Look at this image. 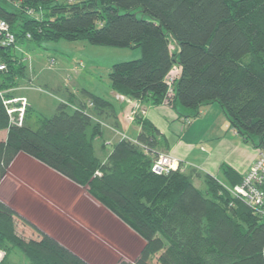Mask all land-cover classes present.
<instances>
[{
	"label": "trees",
	"instance_id": "obj_1",
	"mask_svg": "<svg viewBox=\"0 0 264 264\" xmlns=\"http://www.w3.org/2000/svg\"><path fill=\"white\" fill-rule=\"evenodd\" d=\"M137 9L148 18L138 17ZM0 18L15 42L139 47V57L113 63L107 76L117 93L153 105L164 101V79L179 65L169 105L196 116L202 105L216 102L242 140L264 152V0H0ZM8 49L0 46L8 67L0 87L14 86L24 68ZM85 96L71 109L70 99L59 101L35 127L26 119L11 123L0 100V130L7 129L0 139V182L21 152L85 188L143 241L133 260L113 264H152L156 253V264H264V220L231 192L242 174L226 163L220 166L225 183L207 172L152 171L169 144L139 116L136 140L121 138L100 160L93 139L113 107L97 94ZM16 218L39 237L17 233ZM16 249L27 264H90L0 198V264H17L9 261Z\"/></svg>",
	"mask_w": 264,
	"mask_h": 264
},
{
	"label": "rangeland",
	"instance_id": "obj_2",
	"mask_svg": "<svg viewBox=\"0 0 264 264\" xmlns=\"http://www.w3.org/2000/svg\"><path fill=\"white\" fill-rule=\"evenodd\" d=\"M136 14L138 17L148 18L138 9ZM27 44L30 45V49L26 53L27 56H30L29 60L35 63V59L38 58L40 61L37 69L47 63L48 57L54 56L57 59L53 68H44L42 75H38L36 78H27L29 79L28 82L24 78L16 81L22 84L24 90L21 93L31 104L28 123L32 127L37 126L39 116H50L54 112V108L60 100L57 101L54 94L56 91L64 93L63 88L58 89L59 87H57L58 84L61 86L63 79L69 77L71 88L79 82L77 78L79 76H76L75 73L83 69L82 76L86 78L87 84L91 83L98 92L102 93L109 89L107 76L109 66L115 62L134 59L135 57H129L132 54L133 56L136 55L135 53L140 54L139 47L96 45L85 40L69 41L61 39L39 45L33 41H28L23 45ZM174 48L175 44L174 46L171 44L170 49ZM60 57H67L66 59L70 61L71 65L78 66V70H73L75 66L73 69V66L69 68L68 71L61 68ZM89 62L99 64V67L94 69L93 64ZM57 66L59 69H64V71L58 73ZM28 73L30 74V72ZM174 73L173 69L171 76ZM5 74L0 75V81L3 80ZM53 77L54 79H52ZM44 79H47L49 83L52 82L50 84L55 85L57 88L53 90L45 85ZM183 109L180 107L174 109V111L177 110L181 113ZM225 130L226 128H223V131ZM229 135L233 136L231 132ZM243 144L246 145L248 150L254 149L250 141ZM195 145L196 151L199 153L200 146L205 149L210 147V141L202 140ZM38 178L44 179L43 181H46L48 188L53 190L47 189L46 191L43 188V191L42 187L30 189L28 186L23 185V180L31 182L33 179ZM57 178L58 176L52 174L42 165L24 156L18 157L0 183V198L37 226L46 227L54 232L62 242L90 264H113L118 259L133 260L143 244L142 239L103 206L93 202L89 196L85 197L82 188L72 186L66 179L56 180ZM24 189L27 190L24 191ZM15 228L16 232L25 238L30 236L39 237L37 232L17 218L15 219ZM157 255V253L152 255L150 260L152 264H156ZM9 259L10 262L14 261L17 264H27V258L18 249L11 253Z\"/></svg>",
	"mask_w": 264,
	"mask_h": 264
},
{
	"label": "crops",
	"instance_id": "obj_3",
	"mask_svg": "<svg viewBox=\"0 0 264 264\" xmlns=\"http://www.w3.org/2000/svg\"><path fill=\"white\" fill-rule=\"evenodd\" d=\"M28 41L29 40L18 41L13 47H10L7 50L9 53H13V57L17 58L18 61L24 66L21 72L16 73L15 81H18L20 78H24V80L28 82L30 79L29 77L36 78L38 75H42L45 70L44 68L51 69L53 68L54 63L57 62V59L54 56H50L46 60L47 63L37 69V67H39L40 61L38 60V58L35 59V63L32 60L30 61V56H27L28 54H26L30 49V45H23ZM135 54V56H133L132 54L129 57L137 58L140 56V54ZM66 58L67 57H60L59 61L61 63V68H64L68 71L69 68L73 66V69L75 66L73 70H78V66L74 64L71 65L70 61ZM50 59H53L52 64H50ZM89 63L93 64L94 69H97V67H99V64H96L94 62ZM111 65L107 69V74L110 70ZM56 68L58 73H61L59 71H64V69H59L58 66ZM82 70H79L75 73L76 76H79L77 77L79 79V82L76 83L75 86L73 85L70 88V79L69 77H67V79L65 78L62 80L61 86L60 84L57 85V87H59L58 89H64V93L56 91L54 95L56 96L55 98L57 101L59 99V101L70 99V109L73 108L76 103L84 101L86 102L87 98L85 96V91L97 94L107 99L112 104V113L107 116H101L103 119L102 121H100V131L93 139L94 155L100 160L106 159L112 145L121 138L125 137L134 141L136 140L137 134L140 130V125L136 121V117L138 116L149 119L165 135L168 140L169 147L166 150L161 149V151L163 153H169L179 159L181 163L186 166L184 169L185 171L207 172L217 177L221 182L225 183L224 177L222 176V172L220 170V166L222 163L229 164L243 175L258 154V149H256L255 147L253 150H248L246 148V145L243 144L245 141H243L236 130L230 126L229 121L226 119L222 109L216 102L202 105L196 116L189 117L188 114L190 113V110L186 108H184L182 110L183 112L181 113L177 112V110L174 111V109L180 108L182 106L178 105L176 108H173L171 105H168L164 102L153 105L149 101H141L138 99L130 98L114 91L110 86V82L108 87L109 89H107L105 92L100 93L91 85V83L87 84V82L85 81L86 78L82 76ZM28 72H30V74ZM27 75L29 76L27 77ZM52 79H54V77ZM43 81L44 84L51 87V89L55 90L57 88L55 85H51L50 83L52 82L49 83L47 79H44ZM6 82L9 83V80H6ZM20 84L21 83L15 82L13 94H23L21 93V91L24 90V88L22 87V84ZM30 110L31 104L28 103L27 114L25 118L27 122ZM131 112L133 113V119H127L126 115ZM43 117L47 116H39L38 122ZM223 128H226V130L223 131ZM230 132L233 134L232 137L231 135H229ZM6 135L7 129H1L0 139H4ZM202 140H209L210 147L208 149H205L204 147L200 146V151L199 153H197L195 144L201 142ZM23 156L47 168L52 174L58 176L56 180L66 179L72 186L82 188L84 192L83 195L85 197L89 196V198L93 202L98 203L86 192L85 188L73 183L72 181L68 180L67 178L56 173L55 171L51 170L50 168L46 167L45 165L41 164L40 162L27 156L24 153H18L13 162L18 157ZM13 162L11 163V165L13 164ZM10 167L8 169V172L10 170ZM8 172L6 173V175L8 174ZM193 179L195 185L204 188V183L201 181V179L196 176H194ZM43 180L44 179L41 180L39 178L33 179V181L31 182L28 180H23V185L28 186L30 189H37L39 187H42L43 191L44 189H46V191L47 189L53 190L48 188V184ZM26 190L27 189H24V191ZM38 227L45 230L56 239H58L61 243L66 245L64 242H62L58 235L54 234V232H51L48 228L43 226ZM30 237L36 238L34 236Z\"/></svg>",
	"mask_w": 264,
	"mask_h": 264
},
{
	"label": "built area",
	"instance_id": "obj_4",
	"mask_svg": "<svg viewBox=\"0 0 264 264\" xmlns=\"http://www.w3.org/2000/svg\"><path fill=\"white\" fill-rule=\"evenodd\" d=\"M67 2L73 0H64ZM34 9L30 8L27 13L34 14ZM37 12V11H35ZM37 15V13H35ZM38 15L37 17H39ZM29 36V34H27ZM15 34L10 29L6 20L0 18V46L13 47L15 42ZM53 59H50L52 64ZM174 69V75L171 76ZM180 66L174 64L170 71L167 73L164 81L166 84V97L164 103L169 105V98L172 97L174 91L175 80L180 74ZM8 71L7 64L0 60V75ZM3 81V80H2ZM0 81V84L1 82ZM14 86L0 87V100L9 117V121L14 124L22 125L25 120L26 108L28 106L27 99L22 95L13 94ZM88 106H92V102L88 101ZM127 119H133V113L126 115ZM185 165L181 163L179 159L169 153L160 152L151 163V170L156 173H167L171 169L180 170L185 169ZM99 174V171H96ZM264 152L258 151V154L254 161L250 164L247 171L243 174L241 180L236 183L231 192L240 198H242L248 205L252 206L264 220ZM4 252L0 250V260L3 258Z\"/></svg>",
	"mask_w": 264,
	"mask_h": 264
}]
</instances>
